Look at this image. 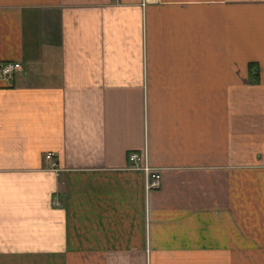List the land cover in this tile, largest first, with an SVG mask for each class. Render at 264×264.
<instances>
[{
	"label": "crops",
	"instance_id": "0c3cea01",
	"mask_svg": "<svg viewBox=\"0 0 264 264\" xmlns=\"http://www.w3.org/2000/svg\"><path fill=\"white\" fill-rule=\"evenodd\" d=\"M5 62L0 264H264V0H0Z\"/></svg>",
	"mask_w": 264,
	"mask_h": 264
},
{
	"label": "built area",
	"instance_id": "2783aa9c",
	"mask_svg": "<svg viewBox=\"0 0 264 264\" xmlns=\"http://www.w3.org/2000/svg\"><path fill=\"white\" fill-rule=\"evenodd\" d=\"M23 69L20 62H5L0 66V77L8 80L10 84L14 82L15 75L17 72ZM142 159L144 157L137 152H130L129 160L132 163H137V168H142L149 174L148 187L150 188H159L162 184V173L160 169L151 168L147 165H142Z\"/></svg>",
	"mask_w": 264,
	"mask_h": 264
}]
</instances>
